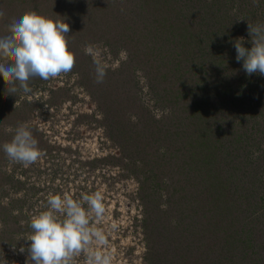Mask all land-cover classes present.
<instances>
[{
  "label": "rangeland",
  "instance_id": "374dc122",
  "mask_svg": "<svg viewBox=\"0 0 264 264\" xmlns=\"http://www.w3.org/2000/svg\"><path fill=\"white\" fill-rule=\"evenodd\" d=\"M0 36L35 11L69 25L73 70L5 93L0 145L27 123L42 153L0 150V264H26L48 194L100 191L113 264H264V76L244 71L264 0H0ZM95 45L107 65L96 83ZM10 62V61H5ZM4 124V125H3ZM75 264H85L77 257Z\"/></svg>",
  "mask_w": 264,
  "mask_h": 264
},
{
  "label": "clouds",
  "instance_id": "9594fccd",
  "mask_svg": "<svg viewBox=\"0 0 264 264\" xmlns=\"http://www.w3.org/2000/svg\"><path fill=\"white\" fill-rule=\"evenodd\" d=\"M252 3L258 6L259 0ZM4 15L0 9V17ZM7 31L8 35L0 36V77L6 85L5 93L30 95L34 79L49 81L73 70L76 57L68 47L67 23L31 11L13 19ZM248 33L250 49L243 46V38L234 42L236 61H243L247 75L264 76V24L248 23ZM84 50L93 57L96 83H103L107 65L100 58L101 52L92 44L85 45ZM0 150L10 162L24 167L42 155L27 123L18 124L11 141L0 145ZM104 199L100 191L79 198L49 193L46 210L31 217L30 245L20 249L28 253L26 264H75L81 256L85 264H113L108 235L100 227L106 216Z\"/></svg>",
  "mask_w": 264,
  "mask_h": 264
}]
</instances>
